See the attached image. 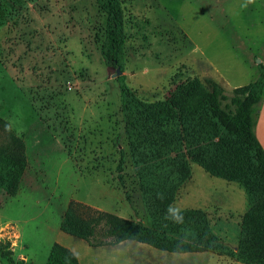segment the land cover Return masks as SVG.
Listing matches in <instances>:
<instances>
[{"label":"rangeland","instance_id":"rangeland-1","mask_svg":"<svg viewBox=\"0 0 264 264\" xmlns=\"http://www.w3.org/2000/svg\"><path fill=\"white\" fill-rule=\"evenodd\" d=\"M120 4L121 74L143 101L167 98L189 77L213 79L229 95L259 77L264 0ZM105 22L96 0H0V116L24 138L28 159L17 193L0 188V242L29 264H46L54 243L69 247L81 264L198 263V256L216 254L173 253L103 234L91 244L61 229L72 201L147 223L128 155L124 184L118 179L121 149L127 150L121 74L102 56ZM5 136L0 127V142ZM192 172L173 206L205 210L218 238L236 249L245 190L196 163Z\"/></svg>","mask_w":264,"mask_h":264},{"label":"trees","instance_id":"trees-1","mask_svg":"<svg viewBox=\"0 0 264 264\" xmlns=\"http://www.w3.org/2000/svg\"><path fill=\"white\" fill-rule=\"evenodd\" d=\"M106 15L102 56L106 65L124 71L123 10L120 0H96ZM236 87L232 94L215 80L189 77L170 95L148 102L117 76L127 150L121 149L118 179L124 184L126 156L134 167L147 223L90 208L77 202L67 207L61 229L93 244L98 234L116 242L134 240L173 253L209 251L242 264H264V147L255 126L264 95V71ZM6 136L0 142V188L17 193L27 168L24 138L0 116ZM196 163L210 175L236 182L246 192L248 209L234 249L216 235L207 212L184 208L183 222L166 219L169 205L192 177ZM163 196V199L160 196ZM127 201L131 195L125 191ZM5 264H29L17 259L9 242H0ZM46 264H81L69 247L54 243Z\"/></svg>","mask_w":264,"mask_h":264},{"label":"crops","instance_id":"crops-1","mask_svg":"<svg viewBox=\"0 0 264 264\" xmlns=\"http://www.w3.org/2000/svg\"><path fill=\"white\" fill-rule=\"evenodd\" d=\"M261 6L263 7V5H261ZM259 62H260L259 64L262 65L264 68V60H259ZM263 71H264V69H263ZM255 132H256L258 139L260 140V142L262 143V145L264 147V95H263V98L260 102V109H259V113H258L257 123L255 126ZM198 257L203 258V260L200 261L201 264H213V263H217V264H242L240 262H236L231 257L223 256V255H202V256H198ZM196 258H195V260H196ZM186 262L192 264V262H188V261H186ZM200 262L195 263V264H199ZM0 264H5V263L0 259Z\"/></svg>","mask_w":264,"mask_h":264},{"label":"clouds","instance_id":"clouds-1","mask_svg":"<svg viewBox=\"0 0 264 264\" xmlns=\"http://www.w3.org/2000/svg\"><path fill=\"white\" fill-rule=\"evenodd\" d=\"M249 3L252 2V0H248ZM246 7L247 5H243ZM161 199H163V196H160ZM166 219H171L175 223H182L183 222V210L177 207H174L173 205H169L167 209V213L165 216Z\"/></svg>","mask_w":264,"mask_h":264},{"label":"water","instance_id":"water-1","mask_svg":"<svg viewBox=\"0 0 264 264\" xmlns=\"http://www.w3.org/2000/svg\"><path fill=\"white\" fill-rule=\"evenodd\" d=\"M117 73L118 74H121L122 73V70L119 67L117 68Z\"/></svg>","mask_w":264,"mask_h":264}]
</instances>
